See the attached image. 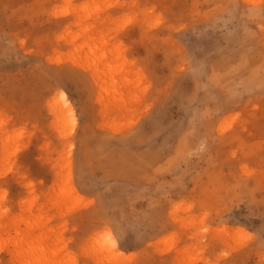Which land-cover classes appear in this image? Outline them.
<instances>
[{
    "label": "rangeland",
    "instance_id": "1",
    "mask_svg": "<svg viewBox=\"0 0 264 264\" xmlns=\"http://www.w3.org/2000/svg\"><path fill=\"white\" fill-rule=\"evenodd\" d=\"M0 264H264V0H0Z\"/></svg>",
    "mask_w": 264,
    "mask_h": 264
},
{
    "label": "bare ground",
    "instance_id": "2",
    "mask_svg": "<svg viewBox=\"0 0 264 264\" xmlns=\"http://www.w3.org/2000/svg\"><path fill=\"white\" fill-rule=\"evenodd\" d=\"M59 97H60V106H63L66 109L67 113H70L71 110H70V107H69V103L65 99L64 94H60ZM72 193L74 194L73 190H72Z\"/></svg>",
    "mask_w": 264,
    "mask_h": 264
}]
</instances>
